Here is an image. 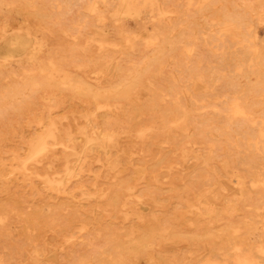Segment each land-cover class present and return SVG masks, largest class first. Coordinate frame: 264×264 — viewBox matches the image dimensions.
Masks as SVG:
<instances>
[{
  "label": "rangeland",
  "instance_id": "obj_1",
  "mask_svg": "<svg viewBox=\"0 0 264 264\" xmlns=\"http://www.w3.org/2000/svg\"><path fill=\"white\" fill-rule=\"evenodd\" d=\"M15 1H0L1 26L10 22V30L0 26V101L12 94L24 109L0 102V171L10 152L25 151L23 139L57 123L58 137L69 129L80 146L51 147L31 176L0 175V264H264V153L230 134L223 112L237 100L255 108L254 125L264 118V0ZM232 12L244 22L226 19ZM35 75L39 88L26 86L21 98L7 93ZM134 75L142 78L129 84ZM39 81L53 93L42 97ZM165 105H186L200 121L186 134L171 127L162 140Z\"/></svg>",
  "mask_w": 264,
  "mask_h": 264
},
{
  "label": "bare ground",
  "instance_id": "obj_2",
  "mask_svg": "<svg viewBox=\"0 0 264 264\" xmlns=\"http://www.w3.org/2000/svg\"><path fill=\"white\" fill-rule=\"evenodd\" d=\"M1 2H3V0H0ZM15 1V0H14ZM17 1H20V0H16L14 3H17ZM27 0H25V4H28V2H26ZM29 1V0H28ZM124 1V0H123ZM127 1V0H126ZM24 2V1H23ZM4 3V2H3ZM9 3V2H8ZM13 2L11 1V5H13L14 6V4H12ZM22 3V2H21ZM21 3H19L20 5H21ZM126 3V2H125ZM127 3H128V1H127ZM129 3H130V1H129ZM22 4H24V3H22ZM0 5H1V3H0ZM11 5H9L10 7H11ZM18 5V4H17ZM4 6V5H3ZM13 6H12V9H13ZM30 6V4L26 7L27 9H28V7ZM5 7V6H4ZM8 7V5H6V8ZM24 7V6H23ZM22 7V8H23ZM2 8V7H1ZM46 8V7H45ZM8 9V8H7ZM27 9H26V11H27ZM39 9H40V7H39ZM1 10V9H0ZM8 10H10V9H8ZM13 10H15V9H13ZM22 10V9H21ZM24 10H25V8H24ZM29 11H30V9H28ZM32 10V9H31ZM46 10H48L47 8H46ZM4 11H5V8H4ZM39 11V10H38ZM41 11V10H40ZM39 11V12H40ZM45 12V10L44 9H42V12ZM2 12V14H3V8H2V11H0V13ZM6 12H8V11H6ZM11 12H13V11H11ZM18 13H19V11H17ZM17 12H15L16 14H17ZM22 12V11H21ZM24 12V11H23ZM32 12V11H31ZM38 12V13H39ZM48 12H50L49 10H48ZM161 12V11H160ZM160 12H159V14H160ZM224 13H226V11H223ZM228 12V11H227ZM230 12V11H229ZM228 12V13H229ZM24 13H27V14H29L30 12H24ZM41 13V12H40ZM39 13V14H40ZM223 13V14H224ZM227 13V15H225L226 16V19L228 18V20L230 19L229 17H227V16H233L232 18H233V20L234 21H238L239 23H242V22H244V16H243V14H236V15H234V13H233V15H230L231 14V12H230V14H228ZM238 13V12H237ZM35 15H36V13H34ZM48 14V13H47ZM50 14V13H49ZM163 14V13H162ZM164 14H166V13H164ZM223 14L221 15V16H223ZM5 15V14H4ZM9 15H10V13H9ZM18 15H20V13L18 14ZM25 15V14H24ZM23 15V16H24ZM41 15V14H40ZM42 15H43V13H42ZM167 15V14H166ZM165 15V16H166ZM16 16V15H15ZM27 16V15H26ZM31 16V15H30ZM44 16V15H43ZM51 16V15H50ZM49 16V17H50ZM5 17H7V14H6V16ZM4 17V18H5ZM10 18H11V15L9 16ZM8 17V18H9ZM31 17H33V16H31ZM64 17V16H63ZM224 17V16H223ZM3 18V19H4ZM7 18V19H8ZM9 18V19H10ZM34 18V17H33ZM41 18V17H40ZM39 18V19H40ZM47 18V17H46ZM65 18V17H64ZM225 18V17H224ZM231 18V19H232ZM2 19V20H3ZM6 19V18H5ZM31 19V18H30ZM37 19V18H36ZM44 19L45 18H43V21H44ZM230 19V20H231ZM11 20V19H10ZM18 20V19H17ZM65 20H67V19H65ZM232 20V21H233ZM245 20H246V18H245ZM14 21V20H13ZM21 21H24V20H22V18H21ZM26 21V20H25ZM37 21H39V20H37ZM42 21V22H43ZM72 21V20H71ZM226 21V23L227 22H229V21H227V20H225ZM4 22V21H3ZM18 22H20V19H19V21H17V23ZM2 23V22H1ZM1 23H0V26H1ZM10 23V22H9ZM9 23H7V25L9 24ZM26 23V22H25ZM31 23H33L32 21H31ZM36 23V22H35ZM41 23V22H40ZM233 23V22H232ZM4 24H6L5 22H4ZM11 24H12V26H14L13 24V22H11ZM37 24V23H36ZM35 24V26H36V28L38 27L39 28V23L36 25ZM42 24V23H41ZM7 25H5V26H1V27H3V29L5 28H7V27H9V26H7ZM24 25V24H23ZM29 25V24H28ZM20 26V25H19ZM30 26V25H29ZM35 26H34V29H35ZM52 26V25H51ZM32 27V26H31ZM31 27H30V30H32L31 29ZM41 28H42V26H40ZM44 27V26H43ZM58 27V26H57ZM56 27V28H57ZM233 27V26H232ZM12 28V27H11ZM2 29V30H3ZM3 30V31H6V30ZM34 29L32 30V31H34ZM234 29H235V27H234ZM9 30H10V27H9ZM16 30H17V28H16ZM18 30H20V27L18 28ZM58 30V29H57ZM226 30V29H225ZM0 31H1V29H0ZM13 31V30H12ZM20 31H22V30H20ZM19 31V32H20ZM18 32V31H17ZM31 32V31H30ZM2 33V32H1ZM4 33H6V32H4ZM4 33L2 34V36L1 37H3L4 36ZM14 33H15V31H14ZM21 33H24V32H21ZM32 33V32H31ZM31 33H30V35H31ZM11 34H13V33H11ZM29 33H27V35H28ZM33 34H36V32L35 33H33ZM32 34V36H35V35H33ZM21 35V34H20ZM26 36V35H25ZM28 38V37H27ZM36 38V37H35ZM1 39V38H0ZM29 40V39H28ZM41 41V40H40ZM29 42V41H28ZM35 42V41H34ZM33 44V43H32ZM35 44V43H34ZM33 44V45H34ZM14 45V44H13ZM29 45H31V43L29 44ZM42 45V44H41ZM40 45V46H41ZM10 47V46H9ZM34 47V46H33ZM22 48H24V47H22ZM32 48V46H30V49ZM41 48V47H40ZM39 48V49H40ZM43 48V47H42ZM35 49V48H34ZM34 49H32V50H34ZM38 49V51L40 52V51H42V49L41 50H39ZM44 49V48H43ZM26 52H27V50H26ZM28 52H31V50H29ZM35 52V51H34ZM23 53V51L21 52V54ZM43 53V52H42ZM49 53V52H48ZM20 54V55H21ZM29 54H31V53H29ZM34 54H39V53H34ZM33 54V55H34ZM46 54V53H45ZM26 55L27 54H25L24 56H25V60L27 61V57H26ZM33 55H30V56H33ZM44 55V54H43ZM49 55H50V53H49ZM24 56H23V58H24ZM29 56V55H28ZM29 56V57H30ZM37 56H39V55H37ZM18 57V56H17ZM36 57V56H35ZM32 58V59H36V58ZM7 58H9V59H11L9 56L8 57H6V60H7ZM22 58V59H23ZM12 59H14V58H12ZM19 59H21L20 58V56H19ZM39 59V58H38ZM41 59H42V56H41ZM43 59H44V56H43ZM49 59V58H48ZM1 60V59H0ZM15 60H17V58L15 59ZM47 60V59H46ZM50 60V59H49ZM7 61H9V60H7ZM7 61H5L4 60V63L5 62H7ZM23 61H24V59H23ZM37 61V60H36ZM39 61V60H38ZM1 62H3V60L1 61ZM1 62H0V64H1ZM19 62V61H18ZM30 62V61H29ZM33 62V61H32ZM40 62H41V60H40ZM44 62V61H43ZM43 62H41V63H43ZM14 63H15V61H14ZM24 62H22L21 63V65L23 64ZM7 64V63H6ZM5 64V65H6ZM17 64V63H16ZM25 64L26 63H24V66H23V68L25 67ZM30 64V63H29ZM32 64V63H31ZM33 64H34V62H33ZM4 65V64H3ZM8 65V64H7ZM18 65H20V62H19V64ZM36 65V64H35ZM10 67H12L11 65H9ZM33 66V65H32ZM40 66V65H39ZM1 67V66H0ZM6 68L8 67V66H5ZM22 67V66H21ZM42 67V66H41ZM3 68V67H2ZM16 68H17V66H16ZM20 68V67H19ZM18 68V70H20V69H22V68H20L19 69ZM4 69V68H3ZM3 69H1V72H2V70ZM29 70L27 71V72H29L30 73V75H31V70L30 69H32L30 66H29V68H28ZM38 69V68H37ZM39 69H40V67H39ZM38 69V70H39ZM8 70H10L11 71V69L10 68H8ZM16 71L15 69H13L12 68V71L10 72L11 74L14 72V71ZM24 69H22V70H20L21 72L23 71ZM25 70H27V68L25 69ZM24 70V71H25ZM33 72H32V75H33V73L34 72H36V71H34V70H36V69H34V67H33ZM24 71L22 72L23 74H24ZM40 72V71H39ZM6 73V72H5ZM15 73H17V71L15 72ZM2 74H3V72H2ZM7 74V73H6ZM36 74V73H35ZM42 74V73H41ZM40 74V75H41ZM70 74V73H69ZM8 75V74H7ZM15 74H13V76H14ZM17 75H19V74H17ZM25 75V74H24ZM24 75H19L20 77H22V76H24ZM28 75V74H27ZM39 75V74H38ZM0 76H1V73H0ZM2 76H6V75H2ZM36 77H28L26 80H23L22 78H20V79H22L24 82L23 83H18V81L17 80H15L16 81V83H14V81H12L13 83H14V87L12 88V82L10 83V85L9 86H11V92H7V93H13L14 95L15 94H17V95H15V96H13L14 98L15 97H19L20 96V98L22 97V95L21 94H19V93H23V88L24 89H27L26 88V86H29L30 88H31V86H33L32 88L34 89V87L35 86H37L38 85V83H37V81L39 80V78H38V76L37 75H35ZM41 76H43V75H41ZM62 76V75H61ZM64 77H65V74L63 75ZM9 77V76H8ZM17 77V76H16ZM40 77V76H39ZM2 77H0V79H1ZM6 78H7V76H6ZM6 78H4V79H6ZM10 78H12L11 76H10ZM18 78V77H17ZM18 78V79H19ZM26 77H24V79H25ZM34 78V79H33ZM44 78V77H43ZM133 79H132V81L129 83V84H132V82L134 83V81L135 80H140L141 78H142V76L141 75H134L133 77H132ZM13 79V78H12ZM35 79H37L36 81H34ZM2 80V79H1ZM14 80V79H13ZM21 80V81H22ZM40 80H42V77L40 78ZM44 80V79H43ZM4 81V80H3ZM2 81V83H3V85H4V83H6V82H8L7 80H6V82H3ZM10 81V80H9ZM44 82H47V81H44ZM43 81L40 83V81H39V85H41L42 83H44ZM56 82V81H55ZM61 82H62V79H61ZM9 83V82H8ZM49 83V82H48ZM232 83H234L233 81H232ZM49 84H51V83H49ZM125 84H127V83H125ZM3 85H1L2 86V89H6V87L5 88H3L4 86ZM7 85V84H6ZM64 85V84H63ZM44 85H41L40 87V89L41 90H38L37 89V91H42V97H43V95L44 94H46V93H51L52 91H53V88H51L52 89V91L51 90H49L48 88V90L49 91H51V92H46V91H44V92H46V93H44L43 92V90H46V87H43ZM49 86H51V85H49ZM48 86V87H49ZM8 87V86H7ZM43 87V88H42ZM32 88H31V90H32ZM35 88H39V86H37V87H35ZM92 89V88H91ZM8 90H9V88H8ZM47 90V91H48ZM88 90V89H87ZM5 91V90H4ZM3 91V92H4ZM35 92H34V94L35 93H37V91L36 90H34ZM39 92V93H40ZM89 92H90V90H89ZM130 92H131V90L130 89H128V90H125V92H123L122 94H121V98L123 99V98H127V97H129V94H130ZM28 93V92H27ZM44 93V94H43ZM53 93V92H52ZM38 94V93H37ZM1 95L3 96V95H5V94H2L1 93ZM0 95V96H1ZM7 95V94H6ZM8 96V98L9 99H11L10 100V102L9 103H11V101H13V98H10L9 96H11L12 97V94H10V95H7ZM38 96V95H37ZM39 96H41V94L39 95ZM38 96V98L41 100L42 98L41 97H39ZM49 96V95H48ZM97 97H99V96H97ZM1 98V97H0ZM48 98V97H47ZM50 98V97H49ZM107 98V97H106ZM3 99L5 100V99H7V98H5V96L3 97ZM3 99H1V100H3ZM16 100H17V98H15ZM44 99V98H43ZM102 99V98H101ZM13 101V103H15V106H14V104L12 103V106H10V108L11 109H13V106L15 107L14 109H16V105H20V102L21 101ZM20 100H22V99H20ZM48 100V99H47ZM50 100H51V98H50ZM6 101H8V100H6ZM45 101H46V99H45ZM0 102H2V101H0ZM4 102V101H3ZM2 102V103H3ZM17 102V103H16ZM18 102H19V104H18ZM24 102V101H23ZM8 102L6 103V102H4V104H6V106H7V104H9ZM246 103V102H245ZM21 104H23L22 102H21ZM26 104V103H25ZM258 104V103H257ZM2 105V104H1ZM9 105H11V104H9ZM42 106H40V107H42V109H43V107L45 106V104H41ZM44 105V106H43ZM49 105V108H51V107H53V106H51V104H48ZM48 105H46V107L48 106ZM228 105V104H227ZM256 105V104H255ZM2 106H5V105H2ZM2 106H1V108H2ZM29 106V105H28ZM33 106H35V105H33ZM32 106V107H33ZM51 106V107H50ZM111 107V105L110 104H103V103H98L97 104V108H104V107ZM166 107L167 106H169V105H165ZM165 106H164V108H165ZM171 106V108L169 109H167V110H162V109H160L161 111H164L163 113H161V123H159V125L162 127L161 129V132L160 133H162V135L163 136H161V137H163L164 138V136L165 137H168V136H170L171 135V130H173L171 127H179L180 129H186L187 131H188V129H187V127L188 126H190L189 124L191 123V127L194 125L195 126V123H196V116H197V114H196V112H198V107L196 108L197 109V111L195 112L194 111V113L196 114V116L194 117V114H193V111L192 110H190L186 105V107L184 106V105H170ZM169 106V107H170ZM190 106V105H189ZM224 106V105H223ZM229 106V105H228ZM227 106V107H228ZM8 107V106H7ZM31 107V106H30ZM36 107V106H35ZM40 107H39V109H40ZM46 107H44V108H46ZM115 109H117L118 108V106L116 105V104H114V106H113ZM120 107V106H119ZM205 107V106H204ZM226 107V106H225ZM226 107V108H227ZM4 108V107H3ZM20 109H21V105H20V107H19ZM141 108H143V107H140V110H142ZM144 108H146V107H144ZM152 108H155V107H152ZM152 108H150L151 110H152ZM163 108V109H164ZM191 108V107H190ZM225 108V109H226ZM5 109V110H4ZM3 110H1V111H7L6 110V108H4ZM19 109V110H20ZM24 109V106H23V108L21 109V110H23ZM27 109H28V107H27ZM31 108H29V110H30ZM36 109V108H35ZM46 109H48V107L46 108ZM52 109V108H51ZM146 109H148V108H146ZM146 109L144 110L145 111V113L147 112L146 111ZM193 109H194V107H193ZM196 109H194V110H196ZM219 109H221L222 110V106L219 108ZM223 109V112L224 111H228L227 113H226V115L225 116H227L228 118L225 120V122H223V123H225L226 124V126L227 127H224L225 126V124H223L224 126V128H227L228 130H230L231 132H229L230 134H234V135H242L244 138H245V140H246V142H247V146L248 147H246V148H250V152H257V153H260V152H262V153H264V118H261V120H260V122H259V120H258V122H259V124H256V125H254L255 123H257L256 122V118L253 116V113H254V110L253 109H255L254 107H253V109H252V104H250V103H246V104H240L237 100L236 101H234L233 100V103H231L230 104V106L228 107V110L226 109ZM20 110V111H21ZM41 110V109H40ZM100 110V109H99ZM111 110V109H110ZM128 110V109H127ZM149 110V109H148ZM154 110V109H153ZM157 109H155L154 110V112L156 111ZM14 111V110H13ZM37 111H39V110H37ZM36 111V112H37ZM42 111V110H41ZM43 111H44V109H43ZM126 111V110H125ZM125 111H123L124 113H125ZM150 111V110H149ZM148 111V112H149ZM19 112V111H18ZM24 112V111H23ZM25 112H27V115H29L28 113L30 112L31 113V115L33 114L32 112H34L35 114H36V112L34 111V109L33 110H31V111H26V108H25ZM48 112V114L50 113V112H52L51 110L50 111H47ZM150 112H152V111H150ZM160 112V111H159ZM6 113V112H5ZM40 113V112H39ZM43 113V112H42ZM45 113H46V111H45ZM126 113H127V111H126ZM143 113V112H142ZM141 113V114H142ZM2 114H3V112H2ZM20 114V113H19ZM37 114H38V112H37ZM48 114H45V118H47V120H49L48 119V117L50 116V115H48ZM129 114V113H128ZM220 114H221V111H220ZM24 115H26V113L24 114ZM26 115V116H27ZM39 115V114H38ZM51 115H52V113H51ZM87 115H89V114H87ZM86 115V116H87ZM100 115V114H99ZM103 115V114H102ZM101 115V116H102ZM122 115V114H121ZM126 115V114H125ZM46 116H48V117H46ZM90 116H91V114H90ZM90 116H88V117H90ZM127 116V115H126ZM152 116H154L153 114H152ZM159 116V115H158ZM261 116V115H260ZM25 117V116H24ZM30 116H28L27 117V120H28V118H29ZM36 117V116H35ZM42 117V116H41ZM64 117V116H63ZM104 117V116H103ZM107 117V116H106ZM160 117V116H159ZM86 118V117H85ZM102 118V117H101ZM105 118V117H104ZM103 118V119H104ZM204 118V117H203ZM207 118V117H206ZM206 118H204V119H206ZM3 119V118H2ZM6 119V118H5ZM36 119H38V117L36 118ZM43 119V118H42ZM91 119V118H90ZM106 119V118H105ZM207 119H209V118H207ZM19 119H17L16 121H18ZM33 120V119H32ZM41 119H39L38 120V122L40 121ZM46 120V119H45ZM47 120H46V122H43V123H46V125H47ZM50 120H51V118H50ZM49 120V121H50ZM53 120V119H52ZM28 121H30V120H28ZM34 121V123H35V120H33ZM32 121V122H33ZM92 121V120H91ZM130 121H131V119H130ZM160 121V120H159ZM192 121L194 122V123H192ZM198 121H200V120H197V123H198ZM202 121V120H201ZM204 121V120H203ZM205 121H207V120H205ZM211 121V120H210ZM41 122V121H40ZM51 122V121H50ZM207 122H209V121H207ZM207 122H200V123H204V125L206 126H204L203 125V127H205V128H207V127H209V126H211V125H209V126H207L208 124H211L210 122L207 124ZM56 123V122H55ZM108 123V122H107ZM151 123H153V122H151ZM196 123V124H197ZM199 123V124H200ZM220 124H221V122H219ZM19 124V123H18ZM37 124V123H36ZM50 125L52 124V122L51 123H49ZM58 124V123H57ZM57 124L55 125V124H53V125H55V130L57 129ZM150 124V123H149ZM148 124V125H149ZM193 124V125H192ZM207 124V125H206ZM222 124H221V126H222ZM41 125V124H40ZM42 125H45V124H42ZM50 125H48V126H50ZM59 126H60V124H58ZM95 125V124H94ZM93 125V126H94ZM147 125V124H146ZM202 124H200V126H201ZM216 125V124H215ZM47 126V129L49 128ZM105 126V125H104ZM200 126H197L196 125V128L197 127H200ZM216 126H219V125H216ZM216 126H213V128L215 127L216 128ZM147 127L148 126H144V128H146L147 129ZM202 127V126H201ZM200 127V129H202ZM42 128V127H41ZM53 128V127H52ZM51 126H50V131H51ZM58 128H60V127H58ZM92 128H94V127H92ZM205 128H203L202 129V131L201 132H203L204 134H205ZM209 128H211V127H209ZM208 128V129H209ZM219 128V127H218ZM222 127H220V130L222 131V129H221ZM33 129H34V127H33ZM95 129V128H94ZM139 129H143V128H139ZM150 129H151V127H150ZM175 129L176 128H174V131H175ZM212 129V128H211ZM209 130V132H211L212 130ZM227 129H225L224 131H222V133L223 132H225L226 131V134L228 135V130ZM55 130H52L51 131V133H49V131H46V128H45V131H46V133L47 134H45L43 131V133H44V135H42V134H37L35 137H32V139H30V140H24L23 139V143L25 144L24 145V149H25V151L23 152V153H21V152H10V154H8L7 156H6V159H8L10 162H8L6 159H4V160H2V162H1V171H2V173H0V175H4V174H7V173H9V172H15V171H18V172H21L24 176H27V175H30L31 176V174L33 173V169L35 170V166H36V164H37V162H39L41 159H43L42 157L45 155V154H47L52 148L51 147H53L54 148V146H55V148H56V145L57 144H59V146H60V144L62 143V142H64V140L65 141H68V142H71V143H73V147L75 146L76 148H77V146L79 145L78 143L79 142H77V140H76V137H74L73 135H72V132L69 130V129H62V131H61V137L59 138L58 137V135L57 134H59L58 133V129L56 130L57 131V134H56V131ZM181 130V131H182ZM219 129H216V130H214V132L216 131L217 132V134H222L221 133V131H220ZM138 131H140V130H137V132ZM143 131V130H142ZM141 131V132H142ZM146 131V130H145ZM144 131V133H142V135L143 134H145V133H147V132H145ZM187 131H184L183 130V133L184 134H186V132ZM80 132V131H79ZM83 132V131H82ZM141 132H139V133H141ZM152 132V131H151ZM157 132V131H156ZM176 132V131H175ZM198 132V131H197ZM215 132V133H216ZM220 132V133H219ZM41 133V132H40ZM103 133V132H102ZM178 133V132H177ZM191 133V132H190ZM199 133V132H198ZM106 134H108V133H106ZM106 134H103L104 136L106 135ZM179 134V133H178ZM177 134V135H178ZM191 134H193V133H191ZM200 134V133H199ZM226 134H224L223 133V135L225 136ZM99 135V134H98ZM101 135V134H100ZM99 135V136H100ZM172 135H174V134H172ZM176 135V136H177ZM206 135H207V130H206ZM233 135V136H234ZM76 136V135H75ZM88 136V135H87ZM94 136V135H93ZM144 136H146V135H144ZM176 136H174V137H176ZM200 136H201V134H200ZM202 136H204V135H202ZM209 136H212V135H209ZM221 135H219V138H221L220 137ZM63 137H65V138H63ZM78 137V136H77ZM112 137V136H111ZM140 137V136H139ZM141 137H143V136H141ZM157 137H159V136H157ZM157 137H155V138H157ZM173 137V136H172ZM215 137V136H214ZM214 137L212 138L211 137V139H214ZM228 137V139L230 138L229 137V135L227 136ZM81 138V137H80ZM79 138V139H80ZM90 138V137H89ZM91 138H93V137H91ZM113 138V137H112ZM203 138V137H202ZM206 138V137H205ZM205 138H204V140H205ZM216 138V137H215ZM218 137L216 138V140H218L219 139ZM224 139H225V137H223ZM78 139V140H79ZM115 139V138H114ZM158 139V138H157ZM170 139V138H169ZM174 139V138H173ZM81 140V139H80ZM79 140V141H80ZM159 140V139H158ZM162 140H165V138L164 139H162ZM171 140V139H170ZM206 140H208L207 138H206ZM215 140V139H214ZM93 141V140H92ZM168 141V140H167ZM81 142V141H80ZM94 142H95V140H94ZM203 142V141H202ZM208 141H206V143H207ZM65 143V142H64ZM71 143H70V146H71ZM92 143V142H91ZM96 143V142H95ZM259 143L261 144V146H259ZM78 144V145H77ZM80 144H82V142L80 143ZM90 144V143H89ZM61 145H63V143L61 144ZM77 145V146H76ZM58 146V145H57ZM64 146V145H63ZM80 146V145H79ZM86 147H87V145H85ZM85 146H83V147H85ZM89 147V146H88ZM87 147V148H88ZM95 147H99L100 148V145L98 144V145H95ZM182 147V146H181ZM62 148V147H61ZM65 148V147H64ZM67 148H69V147H67ZM71 148V147H70ZM78 148H80V147H78ZM82 148V147H81ZM91 148L93 149V145H91ZM180 148V147H179ZM183 148V147H182ZM182 148H180V149H182ZM185 148V147H184ZM90 149V148H89ZM92 149H90L89 151H91ZM102 149V148H101ZM186 149V148H185ZM67 150V149H66ZM69 150H71V149H69ZM68 150V151H69ZM82 150V149H81ZM80 150V151H81ZM84 150V149H83ZM86 151H87V149H85ZM94 150V149H93ZM53 151V150H52ZM62 151V150H61ZM65 151V150H64ZM184 151V150H183ZM188 151V150H187ZM54 152V151H53ZM189 152V151H188ZM187 152V153H188ZM69 153V152H68ZM186 153V154H187ZM65 154H67V153H65ZM73 154V153H72ZM183 154H185L184 152H183ZM64 155V154H63ZM80 155H82V154H80ZM86 155V154H85ZM189 155V154H188ZM47 156H48V154H47ZM49 156H50V154H49ZM55 156H57V155H55ZM83 156V155H82ZM81 156V157H82ZM103 156V155H102ZM78 157V156H77ZM77 157H75V159H79V158H77ZM181 157H183V156H181ZM45 158V157H44ZM51 158V159H50ZM49 159H50V161H46L47 162V164H48V169L49 170H47V171H50V169H52L53 168V166H54V163H55V160H54V155H53V153H51V157H50ZM85 158H86V156L83 158L84 160H85ZM183 158H187L185 155H184V157ZM189 158V157H188ZM66 159V158H65ZM69 159L70 158H68V161H69ZM48 160V159H47ZM67 160V159H66ZM71 160V159H70ZM80 160V159H79ZM82 160V159H81ZM80 160V161H81ZM79 161V162H80ZM70 162V161H69ZM69 162H67V163H69ZM78 162V161H77ZM76 162V163H77ZM80 164V163H79ZM171 165H173V164H171ZM69 166V165H68ZM264 167V166H263ZM73 168V167H72ZM172 168V167H171ZM68 169V168H67ZM81 169V168H80ZM37 170V169H36ZM35 170V171H36ZM54 169H52V171H53ZM0 171V172H1ZM67 171V170H66ZM65 171V172H66ZM71 171V170H70ZM70 171H68V172H70ZM72 172V171H71ZM38 173V172H37ZM36 172H35V174H33V175H36L37 174ZM73 173V172H72ZM3 175H2V177H3ZM37 175H40V173L39 174H37ZM68 175V178H69V174H67ZM72 175V174H71ZM70 175V176H71ZM5 176V175H4ZM33 177V176H32ZM29 178H31V177H29ZM9 179V178H8ZM12 179V178H11ZM28 179V178H27ZM33 179V178H32ZM50 179V178H49ZM122 179V178H121ZM51 181H54L53 179L51 180ZM122 181H123V179H122ZM28 182H29V185L30 186H32L33 185V181H31V179L29 180L28 179ZM48 182V181H47ZM122 184V183H121ZM239 184H240V186H241V184H242V182H239ZM48 185H53V184H48ZM58 185V184H57ZM60 186V185H59ZM33 187V186H32ZM53 188H55L54 187V185L52 186ZM61 187V186H60ZM69 192V191H68ZM72 197V196H71ZM130 198V197H129ZM116 203V202H115ZM13 248V247H12ZM34 252H35V250H34ZM3 263V262H2Z\"/></svg>",
  "mask_w": 264,
  "mask_h": 264
}]
</instances>
